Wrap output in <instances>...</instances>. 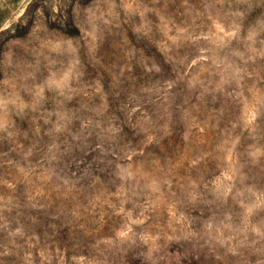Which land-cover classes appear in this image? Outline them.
Here are the masks:
<instances>
[{"label":"rangeland","instance_id":"374dc122","mask_svg":"<svg viewBox=\"0 0 264 264\" xmlns=\"http://www.w3.org/2000/svg\"><path fill=\"white\" fill-rule=\"evenodd\" d=\"M0 264H264V0H0Z\"/></svg>","mask_w":264,"mask_h":264}]
</instances>
